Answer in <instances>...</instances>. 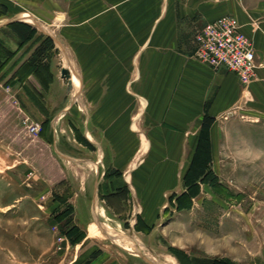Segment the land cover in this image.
I'll use <instances>...</instances> for the list:
<instances>
[{"label": "rangeland", "instance_id": "rangeland-1", "mask_svg": "<svg viewBox=\"0 0 264 264\" xmlns=\"http://www.w3.org/2000/svg\"><path fill=\"white\" fill-rule=\"evenodd\" d=\"M242 1L221 17L264 38ZM164 3L0 0V264H264V46L214 123L166 115Z\"/></svg>", "mask_w": 264, "mask_h": 264}, {"label": "crops", "instance_id": "crops-1", "mask_svg": "<svg viewBox=\"0 0 264 264\" xmlns=\"http://www.w3.org/2000/svg\"><path fill=\"white\" fill-rule=\"evenodd\" d=\"M243 3L240 0H165L162 18L174 21L173 38L164 45L160 60L154 61L159 70L156 78L150 79V82L157 85V99L167 101L169 107L168 110L166 108V115L198 116L208 102V118L214 123L218 114L242 98L246 90L234 75L226 71L214 72L189 57L195 48V33L231 11L239 12ZM243 32L252 37L256 49V42L264 46L261 32L252 34L248 27H244ZM259 75V80L253 86L255 94L264 83V72ZM143 97L147 98L146 95ZM173 130L176 131V128ZM64 158L74 161L70 156L64 155ZM134 186L129 185L131 193Z\"/></svg>", "mask_w": 264, "mask_h": 264}, {"label": "built area", "instance_id": "built-area-1", "mask_svg": "<svg viewBox=\"0 0 264 264\" xmlns=\"http://www.w3.org/2000/svg\"><path fill=\"white\" fill-rule=\"evenodd\" d=\"M194 57L214 72L234 75L247 87L256 76V54L239 20L233 16L218 18L194 35Z\"/></svg>", "mask_w": 264, "mask_h": 264}, {"label": "trees", "instance_id": "trees-1", "mask_svg": "<svg viewBox=\"0 0 264 264\" xmlns=\"http://www.w3.org/2000/svg\"><path fill=\"white\" fill-rule=\"evenodd\" d=\"M204 140V141H202ZM208 148H209V141H208V128H205V130L202 132V135L200 137V140L198 142L197 148H196V153L195 156L193 158V163H195L198 160V154H200V152L204 151V156H206V154H208ZM195 174V173H194ZM201 168L196 170V175L199 176L201 175Z\"/></svg>", "mask_w": 264, "mask_h": 264}, {"label": "water", "instance_id": "water-1", "mask_svg": "<svg viewBox=\"0 0 264 264\" xmlns=\"http://www.w3.org/2000/svg\"><path fill=\"white\" fill-rule=\"evenodd\" d=\"M5 25H7V24H5ZM61 77H62V79L67 81L69 88H71V83H70L71 75H70L69 70H66V69L62 70Z\"/></svg>", "mask_w": 264, "mask_h": 264}, {"label": "bare ground", "instance_id": "bare-ground-1", "mask_svg": "<svg viewBox=\"0 0 264 264\" xmlns=\"http://www.w3.org/2000/svg\"><path fill=\"white\" fill-rule=\"evenodd\" d=\"M70 82H71V78H70ZM72 86H73V85H72ZM92 232H93V234H96V233H98V230H97L96 228H93ZM98 234H99V233H98Z\"/></svg>", "mask_w": 264, "mask_h": 264}]
</instances>
